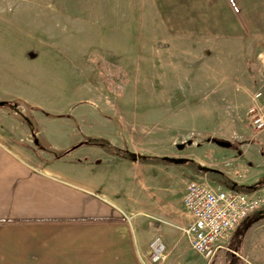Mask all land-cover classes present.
Instances as JSON below:
<instances>
[{"label": "rangeland", "instance_id": "374dc122", "mask_svg": "<svg viewBox=\"0 0 264 264\" xmlns=\"http://www.w3.org/2000/svg\"><path fill=\"white\" fill-rule=\"evenodd\" d=\"M247 1L0 0V91L52 120L70 115L77 125L72 116L93 112L85 124L93 134L110 130L98 119L115 120L137 154L170 157L182 146L177 155L197 165L179 167L190 180L222 187L201 166L253 186L264 176V130L247 109L258 93L264 106V8L252 15ZM14 108L19 121L38 110L21 100ZM42 122L54 143L74 138L65 122ZM12 142L43 152L31 134ZM253 191L262 206L210 261L178 240L155 264H264V186Z\"/></svg>", "mask_w": 264, "mask_h": 264}, {"label": "crops", "instance_id": "0c3cea01", "mask_svg": "<svg viewBox=\"0 0 264 264\" xmlns=\"http://www.w3.org/2000/svg\"><path fill=\"white\" fill-rule=\"evenodd\" d=\"M245 8L258 16L264 0H248ZM13 100L38 109L33 118L50 150L84 144L59 159L45 150L35 155L12 142L30 134L13 116L15 106L0 107V264H146L156 238L166 255L177 250L178 240L192 251L181 232L190 222L182 205L190 179L179 172L180 165L142 163V157L158 156L137 154L125 128L116 134L115 120L97 118L110 130L93 134L85 129L93 112L87 118L72 116L77 125L70 115L52 120L42 116L48 112L40 107L0 91V102ZM47 119L65 122L74 138L64 145L54 143L42 126ZM96 139L127 150L135 159L104 151L93 143ZM182 151L177 145L175 154L164 157L185 160L189 167L193 159L178 156Z\"/></svg>", "mask_w": 264, "mask_h": 264}, {"label": "built area", "instance_id": "2783aa9c", "mask_svg": "<svg viewBox=\"0 0 264 264\" xmlns=\"http://www.w3.org/2000/svg\"><path fill=\"white\" fill-rule=\"evenodd\" d=\"M258 98L260 93L253 96L254 102L248 107L247 114L255 129L264 130V106L256 105ZM262 204V197L255 191L212 188L207 182L193 178L188 182L182 200L190 222L181 228V232L192 251L210 261L222 248V242ZM164 251L160 240L154 239L146 264L158 263Z\"/></svg>", "mask_w": 264, "mask_h": 264}, {"label": "trees", "instance_id": "16d2710c", "mask_svg": "<svg viewBox=\"0 0 264 264\" xmlns=\"http://www.w3.org/2000/svg\"><path fill=\"white\" fill-rule=\"evenodd\" d=\"M18 103H19V101L3 102L2 106L3 107L7 106V107L11 108L13 106H18ZM22 122L28 127V129L30 131V134H31V136L33 138V142H34V140L37 139L35 134L39 131L35 120L32 119V118H29V117H23ZM37 141H38V139H37ZM214 141H217V140L214 139ZM44 143H45V146L42 147V146L39 145V141H38V144L36 146H38V147L40 146L39 147L40 149H43V150L48 151L49 153H51L55 159H59V158L65 157L66 155H68L69 153L73 152L74 150H76L77 148L81 147L84 144L83 141H80V142L75 143L74 145H71L70 147H68V148H66L64 150L53 151V150L49 149V145L46 142H44ZM93 143L95 145H97V146H100L106 152L120 155V156H122V157H124L126 159H129V160H134L135 159V155L134 154L128 152L127 150H120V149L111 147L109 144H107L103 140L96 139V140H94ZM140 161L142 163H147V164H178V165L187 164V162L185 160L171 159V158H166V157H160V158H156V157H142L140 159ZM188 166L191 167L193 170L197 167V165L194 162H192L191 160L188 162ZM207 174L212 176L210 178L211 182L217 183V184L221 185L222 187L228 188V189H231V187L234 186L235 190L241 191V192H250L252 190H257L260 187L264 186V176L255 185L246 186L245 187V186H237L229 178H227L222 172H220L218 170L209 171V172H207Z\"/></svg>", "mask_w": 264, "mask_h": 264}, {"label": "water", "instance_id": "95a60500", "mask_svg": "<svg viewBox=\"0 0 264 264\" xmlns=\"http://www.w3.org/2000/svg\"><path fill=\"white\" fill-rule=\"evenodd\" d=\"M3 102H0V107H3L2 106ZM38 143L37 139L34 140V144L36 145ZM215 143L220 146V147H223V148H230L231 147V144L230 143H227V142H223V141H215ZM181 147V146H180ZM198 169L200 171H204L205 173L209 172V171H212L214 169H210V168H206V167H201L199 166ZM231 189H234V186L231 187Z\"/></svg>", "mask_w": 264, "mask_h": 264}]
</instances>
